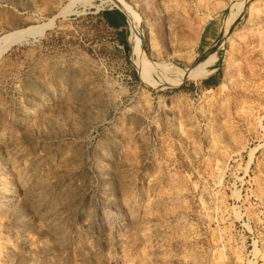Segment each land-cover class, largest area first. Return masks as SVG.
<instances>
[{
  "label": "rangeland",
  "instance_id": "1",
  "mask_svg": "<svg viewBox=\"0 0 264 264\" xmlns=\"http://www.w3.org/2000/svg\"><path fill=\"white\" fill-rule=\"evenodd\" d=\"M122 1L145 74L115 1L0 0V264H264V0Z\"/></svg>",
  "mask_w": 264,
  "mask_h": 264
},
{
  "label": "bare ground",
  "instance_id": "2",
  "mask_svg": "<svg viewBox=\"0 0 264 264\" xmlns=\"http://www.w3.org/2000/svg\"><path fill=\"white\" fill-rule=\"evenodd\" d=\"M87 1L91 2L92 0H87ZM112 1H115L118 4V6L120 7V9L128 17L129 24H130V30H131V37H130V41L128 40V43L131 46V54H132L133 60L135 61L136 65L140 68V70H142V73L145 74L146 72H148L149 63L147 62L146 56L144 55V52H143V49H142L143 46H142V38H141L140 30H139V21L137 19L135 11L130 6H128L126 3H124L122 0H112ZM234 6H236V5H234ZM231 12H232V14H231L230 19L227 18V19H229V24L234 22V17L233 16L237 14V9L234 8V9H232ZM228 15H230V14H228ZM226 22H227V20H226ZM45 29H46L45 27H42L39 30L37 28H33V29L25 31V32H16L14 34H10V35L6 36L5 38L2 39V42H1L2 50H1L0 54L3 51H5L8 48H10L11 46L19 43L23 39H25L27 37H30V36H33L37 32H44ZM209 66H210V62L208 60H205L204 62L200 63L199 68H198L200 71L206 72L205 74H199V73L195 74L194 73L195 70L194 69L193 70L190 69V70H188L186 72V74L183 75L184 78H182V79L200 78V77L201 78H205L207 75H210L209 74L210 71L208 70ZM211 71H213V70H211ZM177 81H178V79H177Z\"/></svg>",
  "mask_w": 264,
  "mask_h": 264
},
{
  "label": "crops",
  "instance_id": "3",
  "mask_svg": "<svg viewBox=\"0 0 264 264\" xmlns=\"http://www.w3.org/2000/svg\"><path fill=\"white\" fill-rule=\"evenodd\" d=\"M98 19H102L104 24L118 35H122L126 31V16L122 11L109 10L102 13V16ZM109 21H112L115 25H110Z\"/></svg>",
  "mask_w": 264,
  "mask_h": 264
},
{
  "label": "trees",
  "instance_id": "4",
  "mask_svg": "<svg viewBox=\"0 0 264 264\" xmlns=\"http://www.w3.org/2000/svg\"><path fill=\"white\" fill-rule=\"evenodd\" d=\"M109 23H110V25H113V26L115 25L112 21H109ZM121 36H122V35H121ZM121 36H120L119 38H120V40L122 41V44H123V45H126L125 42H124V40H123V38H122ZM127 43H128V42H127ZM205 84H206V85H209L208 82H206Z\"/></svg>",
  "mask_w": 264,
  "mask_h": 264
}]
</instances>
